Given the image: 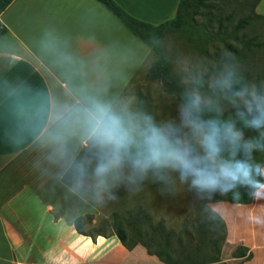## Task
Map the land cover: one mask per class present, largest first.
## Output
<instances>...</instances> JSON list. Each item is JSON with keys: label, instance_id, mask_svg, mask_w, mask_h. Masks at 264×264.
Segmentation results:
<instances>
[{"label": "crops", "instance_id": "crops-1", "mask_svg": "<svg viewBox=\"0 0 264 264\" xmlns=\"http://www.w3.org/2000/svg\"><path fill=\"white\" fill-rule=\"evenodd\" d=\"M113 1L158 25L179 0ZM254 12L264 16V0ZM0 26V264H162L139 245L127 250L114 236L91 241L74 231L76 217L94 224L104 216L85 192L95 170L87 161L97 164L90 143L61 120L86 98L114 107L149 47L95 0H13ZM209 207L226 244L250 252L242 264H264V190L249 204Z\"/></svg>", "mask_w": 264, "mask_h": 264}, {"label": "clouds", "instance_id": "clouds-1", "mask_svg": "<svg viewBox=\"0 0 264 264\" xmlns=\"http://www.w3.org/2000/svg\"><path fill=\"white\" fill-rule=\"evenodd\" d=\"M244 71L227 51L186 63L181 90L170 96L174 117L86 98L61 120L96 151L95 177L112 200L113 188L136 194L151 183L161 195H175L186 186L212 219L209 202L217 195L239 200L240 189L253 197L264 190V163L255 159L264 154V81ZM77 175H84L81 166Z\"/></svg>", "mask_w": 264, "mask_h": 264}, {"label": "rangeland", "instance_id": "rangeland-1", "mask_svg": "<svg viewBox=\"0 0 264 264\" xmlns=\"http://www.w3.org/2000/svg\"><path fill=\"white\" fill-rule=\"evenodd\" d=\"M206 2L212 7L201 9L200 14L189 21V24H192L190 27L186 25L181 31L165 33L158 41L157 48L170 73L180 82V72L186 63L194 62L203 56L218 57L227 51L238 58L247 79L264 81V19L252 20L248 25L236 28L238 20L252 16L254 0H206ZM156 57L150 53L142 62L114 107L127 106L133 111L146 110L156 115L158 119L175 116V103L170 100V95L164 91L158 80H152L148 75L149 67ZM88 152L97 163L96 151L89 146ZM87 163L92 170L95 169V165L89 161ZM91 176L87 184L92 190L85 192L93 196L104 218L111 212L122 213L139 206L148 212L151 220L162 221L173 227L183 217L184 212L196 209V204L200 203L193 193L187 191L186 186L178 185L175 195H161L159 186L151 183H147L143 190L136 194L126 192L123 187L118 190L113 188L117 199L112 200L100 187L95 170ZM112 183L114 182L109 181L110 186ZM89 228L86 226V229ZM234 247L225 246L222 250L223 258L228 259ZM231 263L230 260L229 264Z\"/></svg>", "mask_w": 264, "mask_h": 264}, {"label": "trees", "instance_id": "trees-1", "mask_svg": "<svg viewBox=\"0 0 264 264\" xmlns=\"http://www.w3.org/2000/svg\"><path fill=\"white\" fill-rule=\"evenodd\" d=\"M12 1L0 0V14ZM95 1L110 12L130 34L148 46L151 54L157 56L149 67V78L158 80L170 96L178 93L181 90L179 79L170 73L166 61L157 48V43L165 33L181 31L186 25L190 27L192 24L190 25L189 21L199 15L201 9H209L212 5L206 0H179L171 19L158 25H150L129 16L113 0ZM258 1L254 0L252 16L238 20L237 29L248 25L252 20L264 19V16L254 12ZM4 32L5 28L0 26V36ZM85 151L86 148L82 149L81 153ZM255 159L264 163V154L256 153ZM252 200L253 196L249 195L247 189H240L239 200H233L231 193L227 196L217 195L214 199V201L239 204H249ZM199 202L200 205L196 204V209L184 212L183 217L173 227L167 226L162 221L151 220L148 212L139 206L122 213L111 212L108 217L98 219L95 224H92L91 215L76 217L72 227L77 234L87 236L91 241L98 236L104 238L114 236L127 250L139 245L146 254L154 256L162 264H229L222 256V250L227 246L224 223L216 214L214 218L209 219L202 211L204 202ZM86 226L90 228L86 229ZM250 257L251 254L246 248L235 246L228 259H232L231 264H242Z\"/></svg>", "mask_w": 264, "mask_h": 264}]
</instances>
